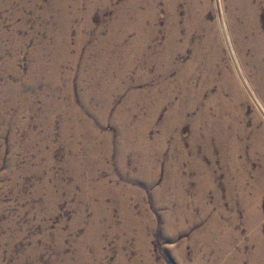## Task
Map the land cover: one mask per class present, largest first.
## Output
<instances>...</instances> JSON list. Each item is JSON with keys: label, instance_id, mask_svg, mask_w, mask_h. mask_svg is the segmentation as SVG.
Segmentation results:
<instances>
[{"label": "rangeland", "instance_id": "374dc122", "mask_svg": "<svg viewBox=\"0 0 264 264\" xmlns=\"http://www.w3.org/2000/svg\"><path fill=\"white\" fill-rule=\"evenodd\" d=\"M63 1L0 0V264H264V76L231 0L146 24Z\"/></svg>", "mask_w": 264, "mask_h": 264}, {"label": "bare ground", "instance_id": "6f19581e", "mask_svg": "<svg viewBox=\"0 0 264 264\" xmlns=\"http://www.w3.org/2000/svg\"><path fill=\"white\" fill-rule=\"evenodd\" d=\"M159 1L164 2L169 21L174 22L175 20H178V8L181 0H131L130 5L131 7H133V15L135 19L141 24H146V22H154L156 20V10ZM140 4L146 5L147 9L141 11L139 9ZM188 4L190 5V14L193 15V13H196L197 11L198 0H188ZM231 4L232 5L229 10V30L231 34L229 33V30H227V38L228 42H230L229 45L232 44V38L235 41L236 45L239 47L240 52L243 56H245L244 53L247 48L251 47L254 56L251 59L252 63L255 65H259V68L261 69V75L264 76V65L262 63L264 58V31L262 29L263 20L261 17V15L264 14V0H231ZM203 5L208 6L209 0H203ZM236 7L239 10L238 14H233V11ZM238 17H240L245 23L239 25V23L237 22V20L239 19ZM224 28H226V24ZM172 34L173 38H175L174 35H177L176 32H172ZM207 38L208 43L210 44L209 46H211V49L213 48L212 54L219 52V45L221 44L220 38H217L211 34L210 37L208 36ZM210 59H208V61H210ZM212 60H214L213 57L210 62H213ZM203 84H208V81ZM230 85L231 87H235L237 91H240L238 81L233 75H230Z\"/></svg>", "mask_w": 264, "mask_h": 264}]
</instances>
